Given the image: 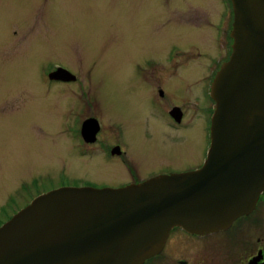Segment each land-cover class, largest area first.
Segmentation results:
<instances>
[{
  "label": "rangeland",
  "instance_id": "1",
  "mask_svg": "<svg viewBox=\"0 0 264 264\" xmlns=\"http://www.w3.org/2000/svg\"><path fill=\"white\" fill-rule=\"evenodd\" d=\"M226 1L0 0V110L6 108L0 111V121L19 117L18 122L0 123V197L10 190L7 183L11 179L21 181L26 188L35 177L40 181L35 186H45L58 177L63 162L71 167L67 155L76 161L70 150L76 143L67 134V124L80 108V93H90L107 120L124 123L127 141L128 120L137 121L131 125L140 133L143 126L138 116L148 112L141 96L142 62L157 57L156 46L172 45L219 60L214 26L218 17H225ZM227 4L233 17L230 0ZM202 57V67L189 61L188 68L204 81L209 64ZM50 62L77 73L84 85H50L44 77ZM181 72L189 73L185 69ZM158 126L156 123L153 131L147 128L155 143L162 137ZM201 128L203 125H196L186 132V138L176 137L177 148L142 145L145 150L134 160L143 167L154 165V159L159 165H174L180 170L193 168L204 149ZM147 154L150 159L144 157ZM71 173L78 175L77 171ZM52 187L47 185L43 190ZM252 218L260 219L258 236L264 240V201Z\"/></svg>",
  "mask_w": 264,
  "mask_h": 264
},
{
  "label": "water",
  "instance_id": "2",
  "mask_svg": "<svg viewBox=\"0 0 264 264\" xmlns=\"http://www.w3.org/2000/svg\"><path fill=\"white\" fill-rule=\"evenodd\" d=\"M232 53L212 84L206 162L122 189L61 188L0 227V264H144L172 229H228L264 193V0H230ZM68 71L59 69L55 79ZM257 260L250 264H257Z\"/></svg>",
  "mask_w": 264,
  "mask_h": 264
},
{
  "label": "flooded vegetation",
  "instance_id": "3",
  "mask_svg": "<svg viewBox=\"0 0 264 264\" xmlns=\"http://www.w3.org/2000/svg\"><path fill=\"white\" fill-rule=\"evenodd\" d=\"M227 2L228 0L225 3V17H218L214 26L213 39L218 47L219 60L216 58L213 61L210 54H202L204 56L202 57L198 50L182 51L172 45L164 48L156 46L159 48V50L156 49L157 57H147L142 62L139 77L144 85V91L141 96L144 98L143 104L145 106L148 104V112L138 116L139 124L143 126L140 133L132 127L137 124V121L128 120L132 124H130L128 141L124 123L107 120L104 116L105 112L99 109L98 101L93 100L90 93H80L78 95L80 108L77 114L75 113V119L67 124V134L76 143L70 148L71 153H75L77 157L76 161L74 158L71 159L70 155L66 156V159L71 161V167L67 162H63L58 177L45 185L54 186L48 190H43L44 185L35 186L40 182L35 177L29 180L30 185L26 188L24 185L22 187L21 181L16 180L14 183L11 179L7 183L10 190L5 192L4 197H0V227L29 206L35 198L56 189H122L155 178L194 172L202 168L211 144L210 130L214 112L212 84L217 72L232 53L233 17H230ZM200 57L205 61L208 60L206 64H209L208 75L204 81L197 78L196 73L190 72L188 68L189 61L201 64ZM203 64L206 66L205 63ZM49 65L44 77L47 76L50 85L78 82L84 85L85 81L83 82L77 73L59 62H50ZM59 69L67 70L73 76L63 74V77L50 78V75ZM183 69L189 73L183 74L181 72ZM3 108L6 109L2 106L0 111ZM18 118L17 116L16 119H8L0 123L18 122L16 121ZM156 123L159 125L157 127L160 129L159 134L162 135L159 143L154 142L155 138L151 137L150 131L147 130L150 126L153 131ZM196 125H203L201 130L204 149L199 162L193 168L180 170L174 165H159L154 162V159H151L154 165L143 167L134 160L142 150H145L142 145L154 147L160 144L177 148L179 143L175 140L176 137L186 138V132ZM1 153L2 146H0V171ZM144 157L149 158L148 154ZM74 165L77 166V170H73ZM71 170L77 171L78 175L74 177ZM98 170L104 171L96 172ZM107 176L111 178H104ZM126 181L128 182L125 183ZM263 201L264 193L260 196L255 211ZM255 211L239 218L228 229L216 233L198 235L176 227L170 232L160 254L144 264H250L257 259L258 264H264V240L258 236L261 221L258 218H252ZM229 231L231 234H227Z\"/></svg>",
  "mask_w": 264,
  "mask_h": 264
},
{
  "label": "bare ground",
  "instance_id": "4",
  "mask_svg": "<svg viewBox=\"0 0 264 264\" xmlns=\"http://www.w3.org/2000/svg\"><path fill=\"white\" fill-rule=\"evenodd\" d=\"M257 264H258V261H257Z\"/></svg>",
  "mask_w": 264,
  "mask_h": 264
}]
</instances>
